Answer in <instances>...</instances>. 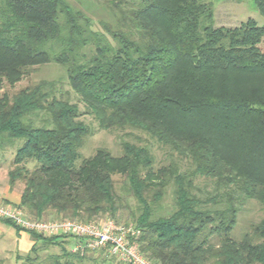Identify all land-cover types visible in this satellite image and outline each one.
Returning <instances> with one entry per match:
<instances>
[{
    "label": "trees",
    "instance_id": "16d2710c",
    "mask_svg": "<svg viewBox=\"0 0 264 264\" xmlns=\"http://www.w3.org/2000/svg\"><path fill=\"white\" fill-rule=\"evenodd\" d=\"M101 3L94 29L68 0H0V88L40 65L62 70L0 95L19 206L32 219L131 225L154 264H264V218L230 234L247 199L264 205V24L214 26L211 0ZM254 5L264 16V0ZM64 81L99 128L139 131L178 161L156 167L148 145L122 140L121 155L99 148L77 164L91 129ZM168 187L173 210L160 214ZM57 237L36 236L66 243Z\"/></svg>",
    "mask_w": 264,
    "mask_h": 264
},
{
    "label": "rangeland",
    "instance_id": "374dc122",
    "mask_svg": "<svg viewBox=\"0 0 264 264\" xmlns=\"http://www.w3.org/2000/svg\"><path fill=\"white\" fill-rule=\"evenodd\" d=\"M74 7L84 11L92 20V27L100 29V21L106 20L108 15L101 0H68ZM214 5V26L233 27L238 26L241 22L248 18L256 21L258 26L264 24V16L256 9L254 0H211ZM88 54V52H87ZM62 75L61 68L55 63L40 65L31 70L28 77H22L17 83L10 86L6 82L0 88V95L4 92L11 94L20 87H24L30 83L37 82L41 79H57ZM62 89L68 91V98L71 102H75L80 111L79 119L86 123L91 132L83 139L82 145L79 149L81 157L76 161L80 163L82 158L91 157L97 149L102 148L110 152L113 156L122 154L121 141L127 140L137 144H146L150 147L155 156V166L168 165L173 159L176 161L175 155H170L166 148L153 142L143 133L133 130L125 129L124 131L106 130L98 127L96 120L92 115L86 112L83 103L79 100L74 92L69 89L66 81L62 83ZM21 143V142H20ZM19 143V144H20ZM16 147H8L5 150H0V178H4L5 173L11 166V159L13 158ZM181 169L185 168V161H180ZM32 166L31 162L27 163ZM3 176V177H2ZM20 189L22 184L16 183ZM199 190H210V182L204 179L196 180ZM202 190V191H203ZM160 214H167L173 210V202L171 195V187L166 189V193L161 200ZM264 218V205L255 199H247L241 206L237 216L236 222L231 230V236L234 239H240L241 236L249 230L250 224L258 222ZM106 217H99L96 220H104ZM216 240V239H215ZM72 246L68 244H51L43 245L32 252L27 258L18 257L14 251L13 243L6 238L0 243V264H123L117 261L113 256L108 254L105 250H95L88 252H80L79 250H71ZM7 251V252H6ZM77 253L79 256H70L66 254Z\"/></svg>",
    "mask_w": 264,
    "mask_h": 264
},
{
    "label": "built area",
    "instance_id": "2783aa9c",
    "mask_svg": "<svg viewBox=\"0 0 264 264\" xmlns=\"http://www.w3.org/2000/svg\"><path fill=\"white\" fill-rule=\"evenodd\" d=\"M0 219L15 227L42 236L65 235L76 240L74 251L105 250L123 264H154L139 250V230L110 218L80 222L73 219H32L19 205L0 199Z\"/></svg>",
    "mask_w": 264,
    "mask_h": 264
},
{
    "label": "crops",
    "instance_id": "0c3cea01",
    "mask_svg": "<svg viewBox=\"0 0 264 264\" xmlns=\"http://www.w3.org/2000/svg\"><path fill=\"white\" fill-rule=\"evenodd\" d=\"M20 195L21 189L17 184L12 187L9 185L7 171L4 178H0V199L15 205H19ZM36 236H38L37 233L20 230L10 222L0 219V243H2V240L5 238L12 242L14 251L18 257H27L40 247L42 244L41 240L37 239ZM55 236H62L57 237L56 240H62L63 242L66 241V244L69 242V246H72L71 250H73L74 245L76 244V240L74 238L65 235Z\"/></svg>",
    "mask_w": 264,
    "mask_h": 264
}]
</instances>
